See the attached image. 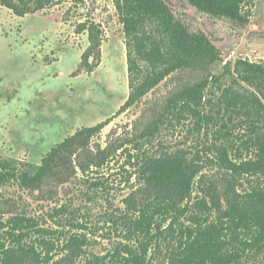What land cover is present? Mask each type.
<instances>
[{
    "label": "rangeland",
    "instance_id": "374dc122",
    "mask_svg": "<svg viewBox=\"0 0 264 264\" xmlns=\"http://www.w3.org/2000/svg\"><path fill=\"white\" fill-rule=\"evenodd\" d=\"M166 2L176 19L209 37L220 57L193 60L171 74L94 134L88 148L75 145L69 156H61L55 165L59 175L41 189L25 190L14 183L0 186V222L24 214L56 229L59 218L52 219L51 214L67 206L87 227L79 231L87 236L84 256L104 255L128 243L125 218L135 216L130 204L138 206L155 195L129 163L131 141L158 120L168 100L183 88L210 80L228 62L264 61V0H254L247 25L214 19L190 8L186 0ZM86 18L103 32L99 63L89 74L79 70L87 34L75 33ZM124 42L113 0H84V4L58 0L55 6L24 17L0 7V156L40 164L51 148L77 130L113 117L129 94ZM215 112L216 106L206 105L205 113L215 117ZM215 131L216 127L199 130L191 117L180 123L166 120L151 143L144 144L151 153L179 154L197 165L194 189L184 202L185 226L204 228L193 224L190 215L199 216L203 224L216 223L229 197L264 190V177L232 176L222 167L218 149L224 142L214 136ZM245 131L237 127L232 134L240 137ZM103 149L105 156L98 154ZM100 157L104 163L96 167L92 160L98 162ZM161 223L162 233L147 247V264H175L179 227L172 219ZM35 247L44 256V250ZM236 247L230 248L238 256L233 264H264V243L258 248L243 249L241 243ZM64 255L59 248L44 264H55Z\"/></svg>",
    "mask_w": 264,
    "mask_h": 264
},
{
    "label": "trees",
    "instance_id": "16d2710c",
    "mask_svg": "<svg viewBox=\"0 0 264 264\" xmlns=\"http://www.w3.org/2000/svg\"><path fill=\"white\" fill-rule=\"evenodd\" d=\"M72 1L84 4V0ZM186 2L197 12L240 25L249 23L254 7V0ZM57 3L58 0H0V7L24 17ZM113 3L125 41L129 89L126 102L113 117L94 126L82 127L55 145L40 164L0 156V186L14 183L25 190L41 189L49 180L57 178L56 163L61 156H69L75 145L79 149L88 148L94 134L191 61H213L221 55L207 35L190 30L176 19L166 0H113ZM75 33L87 34L88 46L81 55L79 70L89 74L100 60L102 29L86 18L76 25ZM215 91L219 92V97ZM207 104L216 106L215 117L205 113ZM188 117L194 119L199 130L216 127L214 136L224 142L218 149L219 162L228 173L264 177V61L240 58L225 64L222 72L210 76V80L183 88L168 100L158 120L131 141L129 163L138 180L155 195L138 206L135 202L130 204L135 216L125 218L128 243L123 248H115L104 255L84 256L87 236L79 231L87 227L76 219L75 210L61 206L51 214L52 219L59 218L56 229L45 228L39 218L24 214L0 222V264L48 263L50 254L59 248L65 255L55 264H147V247L162 233L161 222L167 219H172L179 227L175 264H233L238 256L230 248L236 249L237 243H241L243 249L260 247L264 243V190L246 196L235 193L229 197L216 223L205 221L203 224L199 216H189L193 224L204 225V228L182 223L187 213L184 202L191 196L199 172L197 165L179 154L151 153L144 144L151 143L166 120L180 123ZM235 119L238 122L235 123ZM237 127L246 130V134L234 137L232 132ZM106 151L99 150L98 154L105 156ZM92 163L100 167L104 162L100 157L98 162L92 160ZM80 170L84 168L80 166ZM73 230L76 232L72 233ZM136 244L138 249H135ZM35 245L44 250V256Z\"/></svg>",
    "mask_w": 264,
    "mask_h": 264
}]
</instances>
